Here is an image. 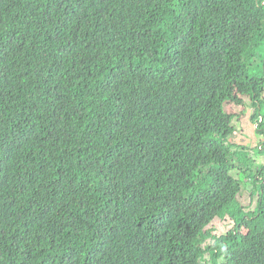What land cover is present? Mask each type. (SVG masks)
Returning <instances> with one entry per match:
<instances>
[{
    "label": "trees",
    "instance_id": "obj_1",
    "mask_svg": "<svg viewBox=\"0 0 264 264\" xmlns=\"http://www.w3.org/2000/svg\"><path fill=\"white\" fill-rule=\"evenodd\" d=\"M263 1L0 0V264H264Z\"/></svg>",
    "mask_w": 264,
    "mask_h": 264
},
{
    "label": "rangeland",
    "instance_id": "obj_2",
    "mask_svg": "<svg viewBox=\"0 0 264 264\" xmlns=\"http://www.w3.org/2000/svg\"><path fill=\"white\" fill-rule=\"evenodd\" d=\"M264 96V92L262 93ZM228 114L235 117L234 126L236 132L234 136L230 139V142L236 146H239L237 150L248 151L249 156L254 161L253 168L256 165L264 163V157L259 156L260 152H257V145H260L264 140V136L257 132L256 125L252 121L254 117L255 108L252 106V101L248 97L238 95L236 100L229 102L227 107ZM246 169L245 166L235 170L233 175L236 178L242 179L243 189L239 195V201L242 204L246 212L252 213L255 210L257 203V195L253 194V183L247 181L246 175H244L243 170ZM243 175L245 177H243ZM198 187V182L195 188ZM195 188L190 193H195ZM253 223L247 222L243 229L242 234H246L250 229H252ZM234 223L229 215H225L222 220L216 219L207 230L213 231L212 240H209L206 244L213 245L214 240L220 239L227 235L232 229H234ZM201 264H212V257L207 254L205 260Z\"/></svg>",
    "mask_w": 264,
    "mask_h": 264
},
{
    "label": "clouds",
    "instance_id": "obj_3",
    "mask_svg": "<svg viewBox=\"0 0 264 264\" xmlns=\"http://www.w3.org/2000/svg\"><path fill=\"white\" fill-rule=\"evenodd\" d=\"M263 4H264V1H263ZM252 79H255V76L252 78ZM262 91V93L264 92V90L262 89L261 90ZM234 99L236 100V98H237V96L239 95L236 91H234ZM242 96V95H241ZM244 97H248V98H250L251 99V101H252V106H254V108H255V112H254V117L252 118V121L255 123V125H256V129H257V132L259 133V134H261V135H263V132L261 131V129L259 128V124L257 123V121L255 120V116H256V106H255V104H254V101L252 100V98L251 97H249V96H244ZM262 98H264V96L262 95ZM229 102H232V101H228L226 104H225V111H226V114H228V112H227V109H226V107H227V105H228V103ZM234 102V101H233ZM229 116H232V115H230V114H228ZM235 118V117H234ZM235 120V119H234ZM263 121V119H261L260 120V122H262ZM232 126L234 127V129H235V132H236V128H235V126H234V121H233V123H232ZM235 134V133H234ZM234 136V135H233ZM232 136V137H233ZM264 136V135H263ZM231 137V138H232ZM230 138V139H231ZM264 141V140H263ZM262 141V142H263ZM257 146H259V145H257ZM248 152V151H247ZM245 212H246V210H245ZM246 213H250V212H246ZM253 213V212H252ZM216 219H219V218H215V220ZM220 220V219H219ZM212 222H213V220H212ZM211 222V223H212ZM247 222H252L253 224H254V222H253V219H251V218H248V221ZM246 222V223H247ZM211 223L205 228V232H207V231H211V230H207V228L211 225ZM234 223V222H233ZM245 223V224H246ZM244 224V225H245ZM234 226H235V224H234ZM244 227V226H243ZM243 227L242 228H240L239 229V233L241 234V235H247L248 233H249V231L251 230H249L246 234H242V229H243ZM235 228H236V226H235ZM234 228V229H235ZM233 230V229H232ZM212 232V234H213V231H211ZM205 236H206V238H205V241L203 242V243H201L200 244V249H201V251H202V255H203V257L198 261V264H201L202 263V261H204L205 260V257H206V255L207 254H210V256L212 257V264H223L224 263V258H222V257H219V259L218 260H216V259H214V257H213V255H212V252H218L215 248H214V246H215V241L216 240H214V244L213 245H208V244H206L209 240H212V238L211 237H213V235H209V234H207V233H205ZM226 236V235H225ZM219 240V239H218Z\"/></svg>",
    "mask_w": 264,
    "mask_h": 264
},
{
    "label": "water",
    "instance_id": "obj_4",
    "mask_svg": "<svg viewBox=\"0 0 264 264\" xmlns=\"http://www.w3.org/2000/svg\"><path fill=\"white\" fill-rule=\"evenodd\" d=\"M244 209V208H243Z\"/></svg>",
    "mask_w": 264,
    "mask_h": 264
}]
</instances>
